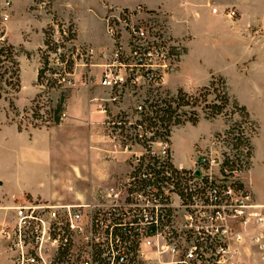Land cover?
<instances>
[{
  "label": "built area",
  "instance_id": "1",
  "mask_svg": "<svg viewBox=\"0 0 264 264\" xmlns=\"http://www.w3.org/2000/svg\"><path fill=\"white\" fill-rule=\"evenodd\" d=\"M11 2L6 0L5 6L10 8ZM227 15L235 17L236 12ZM104 21L114 45L102 54L103 62L88 45L71 57L74 65L84 62L85 83L98 80L111 91L103 107L109 115L104 131L115 147L120 143L117 152L128 154L126 179L112 193L100 191L93 209L42 199L14 207L12 226L0 227L12 264H264V204L235 175L238 170H228L225 156L204 150L191 166L177 164L169 140L156 147L155 139L145 147L128 138L124 119L109 111L145 91L146 99L134 104L135 121L127 116L125 127L141 121L146 102L162 93L163 80L178 69L185 46L172 35L166 13L111 9ZM62 54L60 48L49 53L48 65L55 70L51 75L72 85ZM97 67L102 68L99 75ZM109 152V159H115L117 152ZM160 172L169 179L158 182ZM112 195V201L105 200ZM251 220L257 224L255 233L242 227ZM247 237L257 248L254 255L244 245ZM47 242L55 247L46 248Z\"/></svg>",
  "mask_w": 264,
  "mask_h": 264
},
{
  "label": "crops",
  "instance_id": "2",
  "mask_svg": "<svg viewBox=\"0 0 264 264\" xmlns=\"http://www.w3.org/2000/svg\"><path fill=\"white\" fill-rule=\"evenodd\" d=\"M11 1V14L5 23L6 30L16 10L14 0ZM22 1L21 16L27 20L21 24L20 39L15 44L20 45L24 51L32 55L28 57L23 52L19 57L22 88L15 100L18 107L22 106L20 99L27 87H30L28 92L31 94L29 101L25 104L28 105L40 95L41 86L38 84V73L42 67V61L38 50L44 46V28L52 22L46 17L42 18L43 23L35 16L31 17L28 12L32 7V0ZM5 3L6 0H0L3 6ZM138 7L150 11L162 10L166 13L172 35L184 42V56L176 72L168 77L167 88L188 90L184 79L193 60L205 59L212 52H216L233 61L232 63L258 92L264 103V0L51 1V9L61 21L75 24L78 34L76 45H88L98 50L112 44L105 31L104 18L107 13L111 9L134 10ZM214 8L217 9L216 13L213 12ZM230 11L236 12L235 17L227 15ZM77 15H82L87 20L88 29L85 36L79 31ZM39 22L42 23L40 26L42 33L40 37H34L35 30L33 32V29L37 27L34 25ZM98 23L104 27L102 37L96 34L95 27ZM24 64L28 73H25L23 69ZM25 74L29 76L27 81ZM210 76L211 73L208 74L205 84L198 85L197 88L206 86ZM80 78H75L76 85L79 80L84 85L85 74ZM101 93L103 94L101 96L105 98L107 93L103 90L98 91V96ZM91 97V92L83 91L78 97L72 98L67 113L68 124L64 127H60V124L42 128H20L16 121L0 118V227L13 219V208L27 200L65 202L76 196L72 192L74 184L72 186V181L67 179L68 175L64 171L68 163V165L73 164L72 160L65 159L61 163L55 156L75 157L76 161L91 168L98 178L106 176V171L102 170L106 163L102 162L97 154L102 140V129L99 122L103 119V115L94 111L96 104ZM182 127L188 132L191 126ZM198 141L199 136L189 138L191 144ZM90 145L91 148H89ZM192 151L193 147L190 152ZM254 151L256 156L255 147ZM175 159L177 163L176 155ZM254 160H256L255 157ZM13 164L16 165L15 170L12 169ZM72 166L82 171L79 165L73 164ZM248 188L258 201L264 203L253 188L250 186ZM0 264H12L8 243L1 237V234Z\"/></svg>",
  "mask_w": 264,
  "mask_h": 264
},
{
  "label": "rangeland",
  "instance_id": "3",
  "mask_svg": "<svg viewBox=\"0 0 264 264\" xmlns=\"http://www.w3.org/2000/svg\"><path fill=\"white\" fill-rule=\"evenodd\" d=\"M51 1L52 0H32V7L30 11L28 12L30 16H35L37 20L41 21L43 23V17L51 19V23L48 24L44 30H46L49 25H52L53 18L56 16L53 13V10L51 9ZM12 5V2H11ZM14 5L16 6L15 14L11 17L8 25V29L6 30L5 23L7 19L4 18V14L8 13V16L11 14V8L3 6L0 4V31H3L5 33L6 39H8L9 42L15 44L19 42L20 39V28L22 27L21 24L25 23L27 19L23 18L21 16L22 7H23V1L22 0H14ZM143 8V7H142ZM145 9V8H143ZM163 12L162 10H159ZM164 13V12H163ZM78 16V28L79 31L83 36L86 35L87 29H88V23L87 20L82 15ZM57 17V16H56ZM9 18V17H8ZM28 18V17H27ZM32 19V18H30ZM58 20H60L57 17ZM22 22V23H21ZM29 23V22H28ZM27 23V25H28ZM42 23H36L34 26L36 27L33 29V32L35 30V36L34 37H40L42 29L40 26ZM62 23V22H60ZM72 22H64L61 24V26H58L57 24L53 26V30L51 33L53 34V38L55 41H58L61 44V51L63 53H67V55H71L70 53L79 48L78 45H76L77 37L74 41H64L62 39L63 37L69 36V29ZM105 23V31L109 39L111 40V45L106 46L102 48L101 50H98L94 47V51L99 55L98 61L99 63H102V54L109 51L111 47L114 45L113 38L109 35L107 32V26ZM73 29L77 32V28L74 23ZM102 27V28H101ZM104 27L98 23L97 27H95V30L97 31L96 34L99 36H103L104 31L102 30ZM32 34V32H30ZM44 33V32H43ZM34 34V33H33ZM78 36V34H77ZM45 38V35H44ZM45 41V39H44ZM15 46L21 51V54L23 53V48L20 45ZM38 53L40 55V58H42L44 55H49V51L45 47V45L42 48V51L40 49L38 50ZM213 54V55H212ZM211 55L207 56L205 59L202 60H193L191 66L189 67L188 74L185 77V85L188 90L184 88H180L186 93H189L191 95L199 93V91L204 88L198 87V85L205 84L207 81V76L209 73H211V76L208 80L209 85L212 75H216L217 78L224 77L227 80L229 92L233 98H236L238 102L241 105L247 106V109L252 115V119L254 120L255 125L258 127L257 132L252 135V144L253 147L256 149V156L254 154V149L252 153L251 158H246V149L240 148V151H242V154L240 155V159L243 161L242 167L238 168V171L235 175L244 183L246 187H251L254 189L256 195L264 200V103L263 99H260V96L257 91L254 90L253 86L248 83L245 79V77L242 76L240 70L232 63L233 61L226 58L225 56H222L221 54H218L216 52H212ZM43 60V59H42ZM84 62L77 60V62L74 65L73 73L69 77V79H73V84L70 85L68 82H62V85L58 82V84L54 85V87L48 89L47 87L41 86V92L39 95L32 100L28 105L25 104L27 101H29L30 92H28L30 87H27L26 90L23 93V96L20 99V104L22 106H17L16 104V98L17 94H3V98H0V118L6 119V120H14L16 121L21 128L25 127H33V128H42V127H49V126H58L61 124L60 127H64L68 124L67 117H68V111H69V105L72 98L78 97L79 93H83V91L91 92L92 95V101L95 102L96 107L94 111L100 115H103V119L99 122L102 134H101V142L100 147L97 150L98 158L102 160V162L106 163L102 170L106 171V176L103 178H98L89 168L88 166H85L81 164L82 162L76 161L75 157H71L69 155L67 156H55L61 163L67 159V161L72 160L73 164H77L80 166V169L82 171H79L76 166H72L67 164L64 171L66 172V175H68L67 179L72 181V186L74 184V187L72 188V192L76 196H74L73 199H70L65 202L60 201H54L56 204H64V205H85L86 207L93 209L95 204L99 203V193L100 191H109L112 193L113 189L116 187L118 182L122 179H126V174L130 168L129 162L126 161V158L128 154H121L120 152H117L118 149L122 148L120 143L117 141L115 142L118 146L115 147V144H113L111 141H109V138L107 137L106 132L104 131V124L108 120V113L103 109L104 103L106 99L110 98V89L106 86H103L100 84L98 80H94L93 82L85 83V79L83 78L84 85L79 80L78 84L76 85L75 78H80L81 75L84 77V74L86 73V67L83 65ZM24 71L25 73H28V69L26 68V65L24 64ZM102 68L97 67L96 72L98 75L101 73ZM175 73V72H173ZM173 73H170L166 76L164 82V86L162 87V94L166 95V93H169V97H176L178 95V90H172L167 88V79L170 75ZM26 75V74H25ZM76 76V77H75ZM46 77L54 78L50 73L46 74ZM26 81L29 79V76H25ZM55 79V78H54ZM81 79V78H80ZM44 85L46 86V81L44 82ZM31 90V89H30ZM106 94V97L104 98L102 93L98 96V91H101ZM1 92V90H0ZM65 95V106L63 107V111L65 112L64 117L61 119L60 124H54L51 117H50V111L52 108L56 107V105L59 103L60 99ZM216 94H211L208 96V102L215 99ZM103 97V98H102ZM147 97V92L143 91L139 97H128L125 98L123 103H120L116 107H111L109 111H112L113 113H116L118 115L126 114L129 116V120L135 121L134 116V104L137 101L145 100ZM11 102L13 104H11ZM207 102L200 103L199 107H190L186 106L179 110V113L181 114L182 111H185L186 115L183 116V120L188 119L192 115V111H197L199 116V121L197 125H193L191 122L186 121L182 125L176 126L172 128L171 137L169 138V146L174 155L177 156V163L178 164H184L186 166H189L193 163L194 160H196V156L200 151L208 150V152H218L220 155H223V157H230V159H236L237 156V150L233 149L232 147V136H229L227 133L232 125H235L237 128L236 134H241L244 136L249 135L251 128L255 127L254 125H251L247 122H245L243 116L236 112L233 106H229L227 110V115H220L215 119H208L205 116L204 111L202 110V107L206 105ZM34 111H38L40 115L43 116V118H36ZM92 124V123H90ZM94 124V123H93ZM189 125L188 132L186 130H183L182 126ZM130 135H134V131L128 132ZM199 136V141L196 143L189 142V138H195ZM157 142L154 146L158 147L161 145L162 140L157 139ZM133 147L140 148L141 145L133 142ZM193 147V151H191V148ZM91 148V145L89 146ZM109 151H116V158L115 159H109ZM176 151V152H175ZM254 157L256 160H254ZM191 162V163H190ZM16 165L13 164L12 169L15 170ZM218 165L214 166V171L218 173ZM66 179V180H67ZM250 189V188H249ZM111 195V194H110ZM114 196L112 195V198H105L107 201H112ZM53 202V201H52ZM257 202L261 203L260 201ZM264 204V203H261ZM13 219L10 222H6L5 224L8 225V227L12 226ZM242 227H246L249 230V232L255 233V228L257 227V224L254 223V221H249L247 225L242 224ZM2 237V236H1ZM3 238V237H2ZM4 239V238H3ZM7 241L6 239H4ZM245 247H251V251L253 252L252 255L257 253L256 247H254L252 244L249 243V238H246V242L244 243ZM44 246L46 248L48 247H55L51 243H45ZM251 262H253V259L251 257Z\"/></svg>",
  "mask_w": 264,
  "mask_h": 264
},
{
  "label": "trees",
  "instance_id": "4",
  "mask_svg": "<svg viewBox=\"0 0 264 264\" xmlns=\"http://www.w3.org/2000/svg\"><path fill=\"white\" fill-rule=\"evenodd\" d=\"M62 22V23H60ZM64 22L58 20L56 16L53 18L52 25L44 30L45 41L44 45L49 52H56L59 48H61V44L54 40L53 34L51 31L53 30L54 25L61 26ZM77 37V32L73 29V24L71 23L69 29V36L63 37L64 41H74ZM42 51V48H40ZM67 55V53L62 54V59L66 61V72L73 73L74 69V61L72 59V53ZM23 52L31 57L32 53L24 51ZM21 55V51L11 42L8 41L5 37V33L0 31V98H3V94H18L21 91L22 83H21V64L19 57ZM43 59V60H42ZM42 67L38 73V84L44 85L46 81V87L48 89L54 87V85L58 84L59 79L46 77L47 73L54 74L55 70L49 67V55H44L41 58ZM62 85V83H60ZM211 94H216L215 99L208 102V96ZM42 95H39L41 97ZM153 101L146 103L148 104V109H144L142 113L141 121H136L135 123L130 124L128 128L125 126L129 123L127 121V115L122 114V120L124 119L125 124L122 126V130L124 133L126 131H134L135 137L131 136L127 133V137L130 139L135 138L138 142H141L143 146L149 147L150 144L147 142L153 141L155 139H160L162 141H168L171 137L172 128L182 125L184 122L189 121L193 125H197L199 121V116L197 111H192L191 117L186 120H183V116L186 115L185 111L179 113V110L186 107H199L200 103L207 102L205 106L202 107V110L205 113L206 118L215 119L220 115H227V110L229 106H233L235 111L240 113L245 122L254 125L255 127L251 128L249 135L244 136L241 134H236L237 128L235 125H232L227 132L229 136H232V147L237 150L236 159H230V157H225L224 165L228 168L230 172L234 170H238V168L242 167L243 161L240 159V155L242 151L240 148L246 149L245 157L251 158L253 153V144H252V135L257 132V126L252 119V115L249 110L241 105L236 98H233L229 92V87L227 80L224 77L217 78L216 75H212V79L208 86H204L199 93L191 95L186 93L182 89L178 90V95L176 97H169V93L163 95L162 93H158L153 96ZM5 98V97H4ZM11 104H13L11 102ZM65 106V95L60 99L59 103L56 107L52 108L50 111V117L54 124H60L62 119V114L64 113L63 107ZM36 118H43L42 115L38 111H34ZM21 128V127H20ZM142 129L143 133H139L138 130ZM153 133V137L148 139L146 134ZM140 135L142 137H140ZM157 181L164 182L169 179L168 176L164 174V172L157 173ZM177 181V177L175 178ZM150 181V180H149ZM179 180L177 181V184ZM122 236H125V233H122Z\"/></svg>",
  "mask_w": 264,
  "mask_h": 264
}]
</instances>
